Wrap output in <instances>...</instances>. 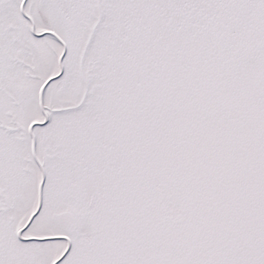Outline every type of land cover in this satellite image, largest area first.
I'll use <instances>...</instances> for the list:
<instances>
[{"label":"snow or ice","instance_id":"obj_1","mask_svg":"<svg viewBox=\"0 0 264 264\" xmlns=\"http://www.w3.org/2000/svg\"><path fill=\"white\" fill-rule=\"evenodd\" d=\"M0 264H264V0H0Z\"/></svg>","mask_w":264,"mask_h":264}]
</instances>
